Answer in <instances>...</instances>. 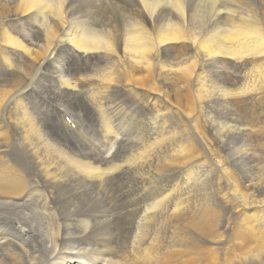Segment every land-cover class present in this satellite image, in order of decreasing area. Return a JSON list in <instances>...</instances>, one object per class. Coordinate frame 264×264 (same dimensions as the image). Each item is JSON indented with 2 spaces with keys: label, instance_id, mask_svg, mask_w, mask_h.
Segmentation results:
<instances>
[{
  "label": "bare ground",
  "instance_id": "6f19581e",
  "mask_svg": "<svg viewBox=\"0 0 264 264\" xmlns=\"http://www.w3.org/2000/svg\"><path fill=\"white\" fill-rule=\"evenodd\" d=\"M258 148L264 0H0V264H262Z\"/></svg>",
  "mask_w": 264,
  "mask_h": 264
},
{
  "label": "rangeland",
  "instance_id": "374dc122",
  "mask_svg": "<svg viewBox=\"0 0 264 264\" xmlns=\"http://www.w3.org/2000/svg\"><path fill=\"white\" fill-rule=\"evenodd\" d=\"M67 122L68 123H70V121L69 120H67ZM249 139V138H248ZM259 149V152H261L262 153V155H264V150H262L261 148H258ZM264 161L263 160H260V163H263ZM264 164V163H263ZM257 169H259V168H257ZM246 170V169H245ZM246 172L247 173H249V174H256V172H257V170H256V168L255 169H253V170H246ZM238 174V173H237ZM238 181H239V179H238ZM208 193H210V191L208 192ZM259 223V226L257 225V227H256V229H260V232H259V234L258 235H263L264 234V227L262 226V225H260V222H258ZM264 237V236H263ZM252 246V245H251ZM250 246V247H251ZM253 247H251L250 249H252ZM249 248L248 249H245V251H249L250 250ZM256 249H258V248H256ZM252 252H256V251H252ZM66 264H78V263H66ZM262 264H264V260H263V263Z\"/></svg>",
  "mask_w": 264,
  "mask_h": 264
}]
</instances>
